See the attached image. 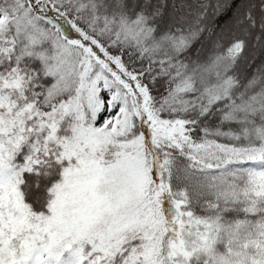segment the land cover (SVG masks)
<instances>
[{"label":"snow or ice","instance_id":"1","mask_svg":"<svg viewBox=\"0 0 264 264\" xmlns=\"http://www.w3.org/2000/svg\"><path fill=\"white\" fill-rule=\"evenodd\" d=\"M0 264H264V0H0Z\"/></svg>","mask_w":264,"mask_h":264}]
</instances>
